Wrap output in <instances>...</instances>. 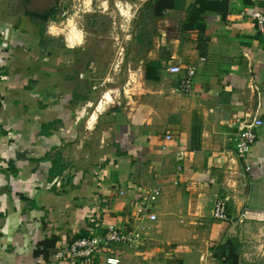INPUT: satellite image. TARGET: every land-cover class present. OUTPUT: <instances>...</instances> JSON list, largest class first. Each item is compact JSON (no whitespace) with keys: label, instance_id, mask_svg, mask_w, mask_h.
I'll use <instances>...</instances> for the list:
<instances>
[{"label":"crops","instance_id":"crops-1","mask_svg":"<svg viewBox=\"0 0 264 264\" xmlns=\"http://www.w3.org/2000/svg\"><path fill=\"white\" fill-rule=\"evenodd\" d=\"M70 1L0 0V264H55L35 254L41 241L56 237L58 248L112 224L139 230L142 246L95 264H264V124L249 165L229 127L236 116L264 122V35L253 19L264 0H117L147 16L136 36L141 90L92 112L94 64L73 43L81 31L69 21L63 44L47 31L50 15H30L59 6L62 17ZM224 198L226 222L213 219Z\"/></svg>","mask_w":264,"mask_h":264},{"label":"rangeland","instance_id":"rangeland-1","mask_svg":"<svg viewBox=\"0 0 264 264\" xmlns=\"http://www.w3.org/2000/svg\"><path fill=\"white\" fill-rule=\"evenodd\" d=\"M63 9L64 16L59 18V6L51 9L49 15L53 23L47 24V31L63 44L67 43L71 29L69 21L81 31L80 41L73 42L81 44L77 60H82L84 65L86 62V68L94 64V71L90 72L91 87H87L90 90L86 92L90 94L86 97H91L88 112L94 111L106 94L112 97L110 103L138 95L141 83L137 69L142 56L138 52L136 36L146 31L147 16L140 19L136 15L137 6H121L117 0H71ZM141 10L147 11L145 7L139 8V12ZM138 31L141 33L137 34Z\"/></svg>","mask_w":264,"mask_h":264},{"label":"built area","instance_id":"built-area-1","mask_svg":"<svg viewBox=\"0 0 264 264\" xmlns=\"http://www.w3.org/2000/svg\"><path fill=\"white\" fill-rule=\"evenodd\" d=\"M253 19L257 31L264 35V13H254ZM167 72L170 74H180L182 69L178 65H172L167 68ZM195 74V67L186 69V76L178 87L181 93L188 94L191 92ZM263 124L264 122L261 119L247 121L238 116L232 117L229 120V127L235 131V149L240 157L245 158L247 165H249V158L259 137L258 131ZM166 139L171 140L172 136L168 134ZM247 170H249V166H247ZM227 203L228 198L220 199L216 202L213 211V219L224 222L230 220ZM147 209L148 206L146 204L140 203L137 208V213L142 217L147 216L150 220L154 221L156 216L147 214ZM245 216L246 215L243 213L241 219L245 218ZM142 242V233L134 229L132 225L127 227V225L117 226L112 224L108 225L104 232L95 229L87 237L75 239L65 246H59L56 248L54 262L55 264H95L98 255L110 251L112 245L138 249L142 246ZM105 261L106 264L118 263L114 258H107Z\"/></svg>","mask_w":264,"mask_h":264},{"label":"trees","instance_id":"trees-1","mask_svg":"<svg viewBox=\"0 0 264 264\" xmlns=\"http://www.w3.org/2000/svg\"><path fill=\"white\" fill-rule=\"evenodd\" d=\"M160 3V2H158ZM158 3L155 6V14L157 16H160L162 13V9L163 8H167L166 6H163V8L158 6ZM169 8H172V4H170V6L168 5ZM164 9V10H165ZM51 11V10H50ZM49 12H45V13H30L31 17L33 18H38V19H42L43 21H47L48 20V16H49ZM56 243H57V238L56 237H51V238H47L44 239L43 241H41L36 248V252L35 254L37 256L42 255L46 260L54 257L55 256V252H56ZM231 252V251H230ZM229 252L228 255H226V253H224V257L227 259L231 258V253Z\"/></svg>","mask_w":264,"mask_h":264},{"label":"bare ground","instance_id":"bare-ground-1","mask_svg":"<svg viewBox=\"0 0 264 264\" xmlns=\"http://www.w3.org/2000/svg\"><path fill=\"white\" fill-rule=\"evenodd\" d=\"M106 100H109L110 99V94H106V96L104 97ZM100 107H102V102L100 104Z\"/></svg>","mask_w":264,"mask_h":264}]
</instances>
